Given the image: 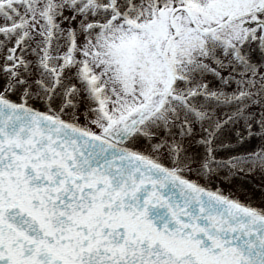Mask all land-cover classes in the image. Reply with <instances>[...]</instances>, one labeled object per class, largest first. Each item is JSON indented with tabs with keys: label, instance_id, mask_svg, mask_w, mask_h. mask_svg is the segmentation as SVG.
<instances>
[{
	"label": "snow or ice",
	"instance_id": "snow-or-ice-1",
	"mask_svg": "<svg viewBox=\"0 0 264 264\" xmlns=\"http://www.w3.org/2000/svg\"><path fill=\"white\" fill-rule=\"evenodd\" d=\"M0 264H264V0H0Z\"/></svg>",
	"mask_w": 264,
	"mask_h": 264
}]
</instances>
